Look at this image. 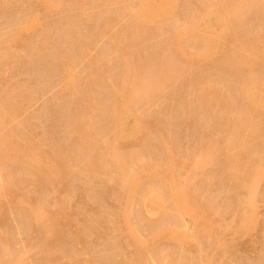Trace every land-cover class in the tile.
I'll return each mask as SVG.
<instances>
[{
	"label": "rangeland",
	"instance_id": "374dc122",
	"mask_svg": "<svg viewBox=\"0 0 264 264\" xmlns=\"http://www.w3.org/2000/svg\"><path fill=\"white\" fill-rule=\"evenodd\" d=\"M233 1L0 0V264H264V0L221 33Z\"/></svg>",
	"mask_w": 264,
	"mask_h": 264
},
{
	"label": "bare ground",
	"instance_id": "6f19581e",
	"mask_svg": "<svg viewBox=\"0 0 264 264\" xmlns=\"http://www.w3.org/2000/svg\"><path fill=\"white\" fill-rule=\"evenodd\" d=\"M167 2H172L173 0H166ZM216 1V0H215ZM233 1V0H232ZM263 0H243V1H241L240 2V0L239 1H237V3L236 4H234L233 6H229V7H224V8H221V9H218V8H216V7H213V8H215L217 11H215L213 8H212V10H214V12H211V13H213L214 15H215V20H214V24H216V26H218V27H220V30H221V33L224 31H226L228 28H230L229 26L233 23H235V24H237L239 21H241V19H242V17H243V14L244 13H247V11L246 12H244L245 10H247V8H249L250 6H257V5H259L261 2H262ZM234 2V1H233ZM239 2V3H238ZM173 3V2H172ZM206 3V2H205ZM218 3V2H217ZM226 3V2H225ZM264 3V2H263ZM214 4H216V3H214ZM227 5V4H226ZM229 5V4H228ZM213 6V5H212ZM216 6V5H215ZM220 6V5H219ZM197 7V6H196ZM200 7V6H199ZM209 8V7H208ZM211 8V7H210ZM259 8H260V10L261 9H263V8H261V5L259 6ZM259 8H258V10H259ZM252 9V8H251ZM203 10V9H202ZM249 10V9H248ZM255 10V9H254ZM200 11V10H199ZM198 11V12H199ZM262 11V10H261ZM260 11V12H261ZM208 12H210V11H208ZM262 13H263V11H262ZM245 15V14H244ZM258 15H260L259 13H258ZM199 16H200V14H199ZM195 17H196V15H195ZM245 17H248V16H245ZM198 18V17H197ZM258 18V17H257ZM246 19V18H245ZM263 19H264V17H263ZM198 20H200V19H198ZM253 20V19H252ZM242 21H244V20H242ZM240 23V22H239ZM232 24V25H233ZM238 25V24H237ZM190 26V25H189ZM235 26V25H234ZM242 27V26H241ZM244 27V26H243ZM262 27V26H261ZM223 28H224V30H223ZM172 29V28H171ZM191 29V28H190ZM197 29V28H196ZM187 30H188V28H187ZM241 30V29H240ZM263 30V29H262ZM191 31V30H190ZM190 31H184L183 33H181V34H179L178 35V37H177V40H176V42H177V44H175V46L177 45V47L178 48H180L181 47V43H184V41H185V37H187V36H190L191 35V33L192 32H190ZM192 31H193V27H192ZM204 33H203V36H204V38L205 39H203L204 41H205V45H206V48H205V50H203V51H205V55L204 56H207V55H209L208 54V52H211L213 49L212 48H215V39L214 38H216L214 35H215V32H214V30L210 27V25H208V24H206V27H205V29H204ZM228 31H229V29H228ZM230 31H232V30H230ZM237 31V30H236ZM245 31H247V30H245ZM254 31V30H253ZM195 32V31H194ZM197 32V31H196ZM178 33V32H177ZM201 33V32H200ZM201 33V34H202ZM220 33V34H221ZM199 34V33H198ZM233 34V33H232ZM193 36L192 37H196V36H194V34H192ZM200 35V34H199ZM223 35V34H222ZM227 35V34H226ZM234 35H236V34H234ZM238 35V34H237ZM241 35V34H240ZM173 36H176V35H173ZM231 36V35H230ZM261 36H263L262 38H260V40L259 41H262L263 43H264V35H262L261 34ZM191 37V36H190ZM220 37H223V36H220ZM236 37H239V36H236ZM200 38V37H199ZM183 39H184V41H183ZM254 39V38H253ZM173 40V39H172ZM201 40V39H200ZM249 40H251V39H249ZM248 40V41H249ZM201 42H202V40H201ZM246 42V41H245ZM253 42H256V41H253ZM243 44H244V42H243ZM256 44V43H255ZM203 45V44H202ZM254 45V44H253ZM252 44H251V46H249V45H247L249 48H251L252 46H253ZM257 45V44H256ZM260 45H262V44H260ZM260 45H258V46H260ZM240 46V45H239ZM262 46H264V44L262 45ZM245 47V46H244ZM254 47H255V45L253 46V48L252 49H254ZM258 48V47H257ZM264 48V47H263ZM251 49V50H252ZM248 50V49H247ZM249 50L248 52H249V54L251 53V54H253V52L255 53V50H257V49H255L254 51L252 50ZM259 50V49H258ZM245 52H247V51H245ZM258 53V52H257ZM173 55V54H172ZM237 55H239V54H237ZM240 56H241V54H240ZM251 56V57H250ZM248 55V57L246 58V60H245V62H241V66H242V64H247L246 62H248L251 58H252V55ZM259 56H261V55H259ZM257 57V56H256ZM263 57V56H262ZM170 58H171V56H170ZM254 58V57H253ZM258 58V57H257ZM256 58V59H257ZM233 59V58H232ZM231 59V60H232ZM244 60V59H243ZM241 61V60H240ZM232 62V61H231ZM235 62H237V61H235ZM169 63H170V61H169ZM218 63V62H217ZM249 63V62H248ZM216 64V63H215ZM249 64H251V63H249ZM220 65V64H219ZM229 65H230V63H229ZM217 66V65H216ZM231 66V65H230ZM246 66V65H245ZM151 69V68H150ZM149 69V70H150ZM241 69V68H240ZM244 69V68H243ZM160 70H162V69H160ZM145 72V71H144ZM148 72V71H147ZM146 73V72H145ZM153 73V72H152ZM173 73H175L174 71H173ZM178 73H180V72H177V74ZM236 73V72H235ZM176 75V74H175ZM143 76V75H142ZM151 76V75H150ZM156 76V75H155ZM169 76V75H168ZM202 76V75H201ZM239 76V75H238ZM246 76V75H245ZM257 76V75H256ZM138 77H140V76H138ZM174 77V76H173ZM237 77V76H236ZM136 78H137V76H136ZM245 79V78H244ZM133 80H135V79H133ZM153 80H154V78H153ZM157 80V79H156ZM156 80H155V82H156ZM162 80V79H161ZM259 80V79H258ZM164 81V80H163ZM245 81V80H244ZM243 81V82H244ZM137 82V81H136ZM155 82H152V83H155ZM162 82V81H161ZM132 83H133V81H132ZM160 83V82H159ZM134 84H136V83H134ZM244 84V83H243ZM154 85V84H153ZM157 85V84H156ZM163 85H165V84H163ZM239 85V84H238ZM241 86V85H240ZM140 87V86H139ZM148 87V86H147ZM242 87H243V89H242ZM241 87V91H243L242 93L244 94V97L245 98H247L248 99V101H250V104L252 103V104H256L257 103V98H258V96H259V93L261 92V91H259L260 90V87H259V90L257 89V87H256V82L253 80V79H250L249 81H247L245 84H244V86H242ZM263 87V86H262ZM151 88V87H150ZM153 88V87H152ZM156 88V87H155ZM238 88V87H237ZM164 89H165V87H164ZM146 90V89H145ZM151 90V89H150ZM264 90V89H263ZM153 91V90H152ZM155 91V90H154ZM122 92V91H121ZM129 92V91H128ZM217 92V91H216ZM144 93V92H143ZM156 93V92H155ZM262 93V98H261V103L262 104H264V97H263V92H261ZM261 93H260V95H261ZM123 94V93H122ZM139 94V93H138ZM137 94V95H138ZM153 94V93H152ZM160 94V93H159ZM207 94V93H206ZM241 94V93H240ZM151 95V94H150ZM139 96V95H138ZM201 96V95H200ZM145 97V96H144ZM149 97V96H148ZM204 97V96H203ZM134 98V97H133ZM206 99V98H205ZM204 99V100H205ZM136 100V99H135ZM203 100V101H204ZM210 100V99H209ZM247 102V101H246ZM134 103V102H133ZM138 103V102H137ZM202 103V102H201ZM203 104H205V102L203 103ZM227 104V103H226ZM249 104V105H250ZM131 105V104H130ZM211 105V104H210ZM129 106V105H128ZM127 106V107H128ZM204 106V105H203ZM255 106V105H254ZM207 107V106H206ZM230 107V106H229ZM232 109V108H231ZM227 110V109H226ZM225 110V111H226ZM243 111V110H242ZM245 111V110H244ZM247 111V110H246ZM227 112V111H226ZM225 112V114H227ZM232 112V111H231ZM252 112V111H251ZM132 113V112H131ZM240 114H241V112H239ZM242 114H245V113H242ZM247 115H248V113H247ZM117 116V115H116ZM241 116V115H240ZM245 116V115H244ZM245 117H247V116H245ZM250 117V116H249ZM251 117H252V115H251ZM125 119V118H124ZM137 119V118H136ZM112 121H113V119H111ZM248 120V119H247ZM115 121V120H114ZM123 121V120H122ZM248 122V121H247ZM120 123V122H119ZM141 123V122H140ZM241 123H243V122H241ZM241 123H239V124H241ZM252 123V122H251ZM250 124V123H249ZM248 124V125H249ZM137 125H139V124H137ZM251 125V124H250ZM255 125V124H254ZM115 126V125H114ZM121 126V125H120ZM140 126V125H139ZM138 126V127H139ZM237 126V125H236ZM242 127V126H241ZM245 127H247V125L245 126ZM250 127V126H249ZM258 127V126H257ZM254 128V127H253ZM140 129V128H139ZM147 129V128H146ZM239 129V128H238ZM248 128H246L245 130H247ZM245 130H243V131H245ZM257 130H258V128H257ZM238 131V130H237ZM249 131V130H248ZM118 132H119V130H118ZM124 133V135H129L130 133H129V131H127V129H125L124 131H123ZM131 132V131H130ZM134 131L132 130V133H133ZM247 133V132H246ZM245 133V134H246ZM236 134H237V132H236ZM242 134V133H241ZM253 135V134H252ZM255 135V134H254ZM114 136V135H113ZM241 136V135H240ZM250 136V135H249ZM250 137H252V136H250ZM246 138H248V137H246ZM239 139V138H238ZM239 141H240V139H239ZM244 141H245V139H244ZM247 141V140H246ZM238 142V141H237ZM218 143V142H217ZM239 143V142H238ZM8 144V143H7ZM113 144H114V141H113ZM240 144V143H239ZM238 144V145H239ZM245 144V143H244ZM243 144V145H244ZM231 145V144H230ZM229 145V146H230ZM235 145V144H234ZM115 146H117V145H115ZM3 147V146H2ZM5 147V146H4ZM3 147V148H4ZM212 147V146H211ZM114 148V147H113ZM116 148V147H115ZM241 148H242V146H241ZM248 148V147H247ZM215 149V148H214ZM235 149V148H234ZM237 149V148H236ZM8 150V149H7ZM205 150V149H204ZM232 150V149H231ZM252 150V149H251ZM112 151V150H111ZM170 151V150H169ZM248 151V150H247ZM115 152H117V151H115ZM217 152V151H216ZM244 152V151H243ZM249 152H251V151H249ZM19 153V152H18ZM173 153V152H172ZM212 153V152H211ZM3 154V153H2ZM11 154V153H10ZM113 154V153H112ZM115 155V154H114ZM131 155V154H130ZM166 155V154H165ZM169 155V154H168ZM233 155V154H232ZM236 155V154H235ZM30 156V155H29ZM112 156V155H111ZM201 156L202 157H200V160L204 163L205 161H206V159L207 158H209L210 157V154L209 153H203V154H201ZM247 156V155H246ZM6 157V156H5ZM20 157V156H19ZM22 157V156H21ZM31 157V156H30ZM116 157V156H115ZM173 157V156H172ZM249 157H250V155H249ZM134 158V157H133ZM3 159V158H2ZM33 159V158H32ZM31 159V160H32ZM115 159V158H114ZM22 160V159H21ZM28 160V159H27ZM118 160V159H117ZM169 160V159H168ZM239 160H240V157H239ZM128 161V160H127ZM140 161V160H139ZM174 161V160H173ZM27 162V161H26ZM31 162V161H30ZM132 162V161H131ZM253 162V161H252ZM199 164H200V162H198ZM207 163V162H206ZM29 164V163H28ZM119 164V163H118ZM127 164H128V162H127ZM38 165V164H37ZM204 165V164H203ZM241 165V164H240ZM34 166V165H33ZM121 166H122V164H121ZM201 166V165H200ZM251 166V165H250ZM203 167V166H202ZM252 167V166H251ZM31 168V167H30ZM36 168V167H35ZM150 168V167H149ZM242 168V167H241ZM258 168V167H257ZM250 169V168H249ZM11 170V169H10ZM12 170H14L13 168H12ZM124 170V169H123ZM153 170V169H152ZM256 170V169H255ZM257 170H259V169H257ZM57 171V170H56ZM145 171V170H144ZM151 171V170H150ZM243 172V171H242ZM48 173V172H47ZM125 173V172H124ZM138 173V172H137ZM259 173V172H258ZM2 174V173H1ZM135 174V173H134ZM140 174V173H139ZM147 174V173H146ZM8 175V174H7ZM46 175V174H45ZM52 175V174H51ZM43 176V175H42ZM128 176V175H127ZM253 176V177H252ZM250 175V183H249V186H250V192H249V196H252L253 195V193H254V189H255V186L257 185V183H258V179H259V175L255 172L254 173V175ZM54 177V176H53ZM129 177H131V176H129ZM129 177L127 178V179H129ZM6 178V177H5ZM43 178V177H42ZM51 178V177H50ZM49 178V179H50ZM139 178H140V176H138V174L137 175H134V176H132L131 177V179L130 180H128L129 181V185L131 186V188L132 189H134L135 187H136V184H137V182L139 181ZM1 179H3V178H1ZM8 179V178H7ZM6 180V179H5ZM260 180V179H259ZM17 181V180H16ZM47 181V180H46ZM50 181V180H49ZM52 181V180H51ZM48 182V181H47ZM3 183V182H2ZM7 183V182H6ZM49 183V182H48ZM247 183V182H246ZM17 184V183H16ZM6 185V184H5ZM15 186V185H14ZM8 190V189H7ZM183 191H184V188L182 189ZM182 190H180V191H182ZM186 191V190H185ZM185 191H184V194L183 193H181V192H177V193H175L174 195H175V199L177 198H180V199H183L184 198V200L187 198L186 196V198L184 197V195H185ZM147 192V191H146ZM174 192V191H173ZM188 193V192H187ZM173 195V194H172ZM186 195H188V194H186ZM10 196V195H9ZM160 196H161V194H160ZM150 197V196H149ZM31 198V197H30ZM151 198V197H150ZM191 198V197H190ZM153 199H155V198H153ZM177 199H176V201H177ZM251 199V198H250ZM149 200V199H148ZM31 201H32V199H31ZM186 201H187V205L189 204V201H188V199H186ZM250 201V200H249ZM11 202V201H10ZM152 202V201H151ZM178 202V201H177ZM196 202V201H195ZM149 203V202H148ZM175 204V203H174ZM187 205H186V207H187ZM190 205V204H189ZM194 205V204H193ZM250 205V204H249ZM6 206V205H5ZM7 206H8V204H7ZM183 206V208L185 209V207H184V205H182ZM3 207V206H2ZM179 207V206H178ZM190 207H193L192 205L190 206ZM183 208H182V210H183ZM29 209V208H28ZM145 209V211H147V208L145 207L144 208ZM35 210V209H34ZM180 210V209H179ZM178 210V211H179ZM199 210V209H198ZM33 211V210H32ZM42 211V210H41ZM150 211V210H149ZM185 211H186V209H185ZM31 212V211H30ZM194 212H196V210H194ZM199 212V211H198ZM186 213V212H185ZM41 214H42V212H41ZM34 215V214H33ZM128 215V214H127ZM35 217H37V216H35ZM44 217V216H43ZM125 217V219H124V222H127V216L125 215L124 216ZM38 218H39V216H38ZM46 218V217H45ZM37 219V218H36ZM40 219V218H39ZM57 219V218H56ZM43 221V220H42ZM129 221V220H128ZM47 222H48V220H47ZM41 223V222H40ZM49 223V222H48ZM55 223V222H54ZM38 226H39V224H38ZM43 226V225H42ZM34 227V226H33ZM44 227H46V226H44ZM51 228V227H50ZM165 229V228H164ZM41 230V229H40ZM53 230V229H52ZM55 230V229H54ZM48 231H50V229H48L47 230V233H48ZM179 231V230H178ZM163 232V231H162ZM172 232V231H171ZM174 232H176V231H174ZM165 233V232H164ZM171 234V233H170ZM177 234V233H176ZM176 234H174L175 236H176ZM184 234V233H183ZM160 234H158V236H159ZM134 236V235H133ZM138 236V235H137ZM178 236H181V235H178ZM164 237V236H163ZM175 238H177V237H175ZM132 239H133V241H135V242H137L138 241V238L136 237V236H134V237H132ZM135 239V240H134ZM178 239V238H177ZM2 241V240H1ZM139 242V241H138ZM142 242V241H141ZM182 242V241H181ZM140 243V242H139ZM1 244V243H0ZM144 245H146V244H144ZM3 250V249H2ZM16 259V258H15ZM11 260H13V259H11ZM6 263V262H5ZM15 264H16V260H15ZM17 264H18V262H17Z\"/></svg>",
	"mask_w": 264,
	"mask_h": 264
}]
</instances>
